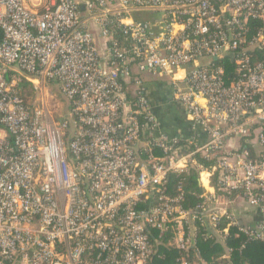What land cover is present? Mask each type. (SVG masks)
Instances as JSON below:
<instances>
[{
    "label": "built area",
    "instance_id": "built-area-1",
    "mask_svg": "<svg viewBox=\"0 0 264 264\" xmlns=\"http://www.w3.org/2000/svg\"><path fill=\"white\" fill-rule=\"evenodd\" d=\"M143 74L189 136L162 129ZM190 169L194 210L169 181ZM237 199L264 213V0H0V264H151L160 246L199 264L197 223L264 241Z\"/></svg>",
    "mask_w": 264,
    "mask_h": 264
},
{
    "label": "trees",
    "instance_id": "trees-1",
    "mask_svg": "<svg viewBox=\"0 0 264 264\" xmlns=\"http://www.w3.org/2000/svg\"><path fill=\"white\" fill-rule=\"evenodd\" d=\"M169 181L171 184L182 185L185 192L184 208L194 210L202 202L195 170L190 169L185 175H171ZM227 224L228 220L221 217L216 228L222 231L227 228ZM195 245L199 255L193 254L191 250L188 251L189 261H199L200 264H264V241L244 235L238 230V225L228 226V233L222 244L215 238L210 227H200L197 223ZM226 248L231 252L228 259L222 261L220 257L224 255ZM180 255L181 253L176 250L162 249L160 246L151 264H173Z\"/></svg>",
    "mask_w": 264,
    "mask_h": 264
},
{
    "label": "crops",
    "instance_id": "crops-1",
    "mask_svg": "<svg viewBox=\"0 0 264 264\" xmlns=\"http://www.w3.org/2000/svg\"><path fill=\"white\" fill-rule=\"evenodd\" d=\"M150 81V83H147L148 92L146 94V97L154 105V107L157 108L159 121L161 123L162 129L169 135L175 136L181 134L183 136H189L190 125L186 121L183 113L176 114L175 112L169 114L170 112L166 113L158 109V104H160L163 100L166 101L165 105L171 106L172 104H175L170 101L168 94L165 96V92L167 93L165 87L166 85L162 86L160 85V82H156L154 80ZM167 114H169V116ZM231 211L239 224L245 226H254L264 222V213H262L257 208L250 207L247 202L243 199L235 200V203L231 205ZM196 263H199V261H196Z\"/></svg>",
    "mask_w": 264,
    "mask_h": 264
},
{
    "label": "rangeland",
    "instance_id": "rangeland-1",
    "mask_svg": "<svg viewBox=\"0 0 264 264\" xmlns=\"http://www.w3.org/2000/svg\"><path fill=\"white\" fill-rule=\"evenodd\" d=\"M141 79L145 82V83H150L151 81L150 80H154V81H156V82H160L161 84L160 85H165L166 83H167V79H165V78H158L157 76H150V75H141ZM45 86V91H46V88L48 89V90H53V89H56V87H55V85H53V84H50V85H48V84H45L44 85ZM164 92V91H163ZM167 95V93L165 92V96ZM55 102H57V103H61V104H63L65 107H64V112H63V114H64V116H65V114H66V112H67V109H68V104L65 102V100L60 96V95H58L57 93L55 94ZM165 103H166V101H162L160 104H158V106H159V108L158 109H160V110H162V111H164V112H166V113H169V114H172V113H175L176 112V114H179V113H181L182 114V109H181V107L178 105V104H172L171 106L170 105H165ZM49 104H50V106L53 104L52 102H49ZM169 104V103H168ZM155 105H157V104H155ZM156 110H157V108H156ZM170 110V111H169ZM163 112V113H164ZM165 113V114H166ZM62 114V112H60L58 115H61ZM169 114H167L168 116H169Z\"/></svg>",
    "mask_w": 264,
    "mask_h": 264
}]
</instances>
